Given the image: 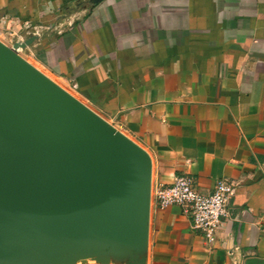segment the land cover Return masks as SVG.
Here are the masks:
<instances>
[{"label":"crops","instance_id":"crops-1","mask_svg":"<svg viewBox=\"0 0 264 264\" xmlns=\"http://www.w3.org/2000/svg\"><path fill=\"white\" fill-rule=\"evenodd\" d=\"M31 34L36 66L147 150L152 186L233 185L211 244L150 204L144 264H264V0H0L3 42Z\"/></svg>","mask_w":264,"mask_h":264},{"label":"water","instance_id":"water-1","mask_svg":"<svg viewBox=\"0 0 264 264\" xmlns=\"http://www.w3.org/2000/svg\"><path fill=\"white\" fill-rule=\"evenodd\" d=\"M37 38L0 40V264H144L151 156L20 55Z\"/></svg>","mask_w":264,"mask_h":264},{"label":"built area","instance_id":"built-area-1","mask_svg":"<svg viewBox=\"0 0 264 264\" xmlns=\"http://www.w3.org/2000/svg\"><path fill=\"white\" fill-rule=\"evenodd\" d=\"M22 49H18V52ZM233 191L231 182L224 178L215 180L213 190L204 194L198 191L193 179L186 174H177L168 184L151 185L150 204L158 208L178 205L193 229L199 231L208 244L216 237V232L228 215V202Z\"/></svg>","mask_w":264,"mask_h":264},{"label":"rangeland","instance_id":"rangeland-1","mask_svg":"<svg viewBox=\"0 0 264 264\" xmlns=\"http://www.w3.org/2000/svg\"><path fill=\"white\" fill-rule=\"evenodd\" d=\"M0 40L1 41H7V43H10V39L7 37V36H1L0 35ZM5 43V42H4ZM12 44V43H11ZM11 44H7V45H11ZM19 53H20V55L21 56H23L25 59H27L30 63H32L33 65H35L36 66V64H35V62H34V56L31 54V50H29L28 48H24V49H22L21 51H19ZM37 67V66H36ZM38 69H40L39 67H37ZM41 70V69H40ZM42 71V70H41ZM43 72V71H42ZM45 73V72H44ZM46 74V73H45ZM46 75H48V74H46ZM50 78H52L54 81H56L57 83H59L61 86H63L62 85V83L59 81V80H57L54 76H50V75H48ZM64 87V86H63ZM65 88V87H64ZM66 90H68L70 93H72L73 95H75L77 98H79L80 100H82V98L78 95V94H76L74 91H72V90H70L68 87L67 88H65ZM82 101H84L85 103H86V101L85 100H82Z\"/></svg>","mask_w":264,"mask_h":264}]
</instances>
